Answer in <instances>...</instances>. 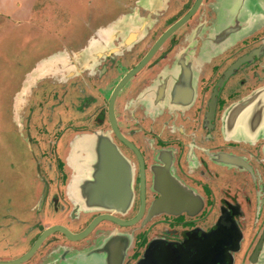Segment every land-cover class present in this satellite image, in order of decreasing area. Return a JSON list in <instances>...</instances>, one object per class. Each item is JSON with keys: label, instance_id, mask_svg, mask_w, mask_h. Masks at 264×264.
<instances>
[{"label": "flooded vegetation", "instance_id": "1", "mask_svg": "<svg viewBox=\"0 0 264 264\" xmlns=\"http://www.w3.org/2000/svg\"><path fill=\"white\" fill-rule=\"evenodd\" d=\"M97 1L111 10L109 18L120 14L124 21L107 37H94L89 54L88 43L79 59L66 60L68 69L80 71L64 87L69 103L83 111L82 126L55 144L61 150L68 144L69 152L53 154L55 175L46 174L50 198L41 213L47 224L26 251L0 254V261L22 256L48 226L80 233L109 214L113 219H102L81 239L52 233L19 264H113L116 254L120 264H264V127L254 116L263 108L257 110L258 100L240 105L264 89V23L258 30L252 19L244 25L237 0ZM246 1L247 12H264V0ZM245 26L252 33L238 37ZM163 35L148 62L117 91L114 129V89ZM105 143L126 164L117 161L129 192L124 210L96 192ZM87 151L92 156L85 160ZM40 156L29 155L28 173L22 171L29 202L38 181L32 163ZM113 159L101 189L119 176ZM23 231L16 229L14 238L21 240Z\"/></svg>", "mask_w": 264, "mask_h": 264}, {"label": "rangeland", "instance_id": "2", "mask_svg": "<svg viewBox=\"0 0 264 264\" xmlns=\"http://www.w3.org/2000/svg\"><path fill=\"white\" fill-rule=\"evenodd\" d=\"M87 1L0 0V210L4 213L6 206L12 209L11 213L15 212L21 216V210L24 212L29 202L30 194L27 187L29 181L28 179L23 181L22 171L24 175L28 173L30 167L26 165L27 158L29 159L33 150L25 139L27 137L30 140L33 137V142H38L35 134L33 132L30 134L28 126H24L28 120L33 119L28 117L26 111L22 113L25 123L20 122L16 96L25 95L24 87L30 76L36 77L32 89L27 91H31V95L34 97L36 95L41 100L42 103H35L38 112L40 106L46 103L48 94V90L43 89L48 88L50 85L48 81L53 79L45 78L39 81V78L49 73L35 74L40 69L37 68L38 64L42 67L46 63V56L53 50L65 48V44L71 47L80 46L89 40L90 34L91 36L96 32L98 34L100 30H94L93 21L99 22L103 19L107 23L111 13L110 9H106L107 5L99 1L95 5H89L86 4ZM67 2L73 23L69 21L71 24L67 25L64 21L61 25V20H57L56 14L63 12ZM37 85H41L43 89ZM43 108L40 111L44 110ZM32 115L35 113L32 112ZM37 116L36 122L43 121V115ZM37 126L40 128L43 125ZM40 132L43 133V130ZM38 147L39 145L36 148ZM53 152L56 153L55 150ZM54 164L57 162L54 161ZM31 169L33 171V168ZM11 219L8 220L9 223ZM29 228L30 226L23 225L24 231L20 234H24ZM12 229L15 234L16 229ZM6 237L0 239V254L17 252L18 249L15 248L2 250L3 247H8L7 244L11 241L9 238L6 240Z\"/></svg>", "mask_w": 264, "mask_h": 264}, {"label": "crops", "instance_id": "3", "mask_svg": "<svg viewBox=\"0 0 264 264\" xmlns=\"http://www.w3.org/2000/svg\"><path fill=\"white\" fill-rule=\"evenodd\" d=\"M237 1L238 4L241 6L240 9L241 11L238 12L242 14L241 17L243 20V24L247 25V23L252 19L256 25V29L257 30L260 29L262 27V24L264 23V12L262 11V9H260L256 13H249L246 10L247 1L246 0H237ZM86 3H88V1ZM95 4H96L95 0H92V2L90 3V5H95ZM68 5L69 4L67 2L65 8L63 9V12L56 14L57 20H61L60 22L61 25L64 21L65 23H67V25L69 24V21L73 23L70 16L71 13L70 7ZM244 5H245V10L243 7ZM234 19L240 20V17H238L237 14H235ZM123 21H124V17H122V15L120 14L116 15L115 17L108 18L107 23H105L104 20L101 19L99 22L95 23V27H94V30L96 31L100 30L99 33L97 34L96 32L93 36H91L90 34L89 36L90 38L88 37L89 41L77 47H71L69 46V44H65V48L60 47L49 53L45 59L46 63L42 67H40V65L38 64L37 68L40 69L35 74H37L38 72L49 73L47 76L39 78V81H43V79L45 78H53L52 81H48L50 83L48 88L43 89L41 88L42 87L41 85H37L38 88H41L45 91L48 90L47 91L48 94L45 100L46 103H43V106H40L41 108L44 107L43 108L44 110L40 111L41 108H39L38 112H36L35 103L37 102L39 104L42 102L41 100H39V98L36 97V95L35 97L31 95L30 93L31 91H27V89L29 90L32 89V85L34 84L33 82L36 81L37 79L36 77L33 78V76H30V80H28L27 84L24 87L25 95L16 96V98L18 99L16 104V108L18 109L17 115L18 117L20 116L19 117L20 122L21 124L25 123V119H23L22 113L26 111L28 117H32L33 119H31L30 121L28 120L24 124V126L25 125L28 126L29 133L33 132L35 134L36 136L35 139L38 142H33L34 141L33 137H31L30 140L26 137L25 140L29 142L33 150L32 154H36V155L41 154L42 156L38 158L36 157V161L32 163L34 176L38 181L36 182V189H34L33 200L26 204V208L23 212L24 216L16 215L15 212L11 213L12 209L7 208L6 206H5L6 208L5 213L0 210V234L2 233L4 236H7L6 240L7 238L11 240L7 244L8 247H6L5 249H13V248L18 249L17 252L13 251V253H8V255L7 253L3 252L2 255H4L6 258L14 257L20 254L22 251H26L29 247V244L32 242L31 236L37 233V231L40 229L39 228L40 225H42L41 227H43V225L47 224L48 220L44 217L43 215L44 213H41V211L43 210V208H45V206L49 202V199H47V197L49 196L50 198V194H48V196L47 194H44L45 182L50 175L53 174L55 175V164H54L55 156L53 155L55 153L53 151L55 150L56 155L61 157L63 155L67 156L69 152L68 144L67 146H65V150L60 149L62 146L61 144L57 146H55V144H57L58 142L61 143L65 141V139L71 138L72 136H74V133H76L75 130L77 129L76 131H78V128L82 126L81 121L83 120L80 119L79 116L81 117L83 111L81 112L79 108H77V106L75 107L74 104L69 103L70 102L69 97L71 93H69L68 91L66 92L65 91L66 88L64 87L67 81L78 80L80 71L78 69L75 70L74 67L71 66L70 67L72 70L70 68L68 69L66 67L68 65L66 60L69 57L78 58L79 52L81 51L82 53L84 51L83 49L88 47L86 45L88 43H89L88 45H90V42L94 41L95 39L94 37H98V36H100L101 38L107 37L108 35H110L111 31L114 28H116L119 24H122ZM102 22H104L103 25ZM245 27L246 29H244L243 34H240L239 32L238 37L244 35L247 36V34L252 33L253 30H251V28H249L248 26ZM93 45L94 44H91L88 50L84 52V54H87V52L89 54L90 51H92L94 48ZM71 87L73 92L75 93L80 92L79 88L76 85ZM53 96L55 97L52 98ZM32 112H34L35 115H32ZM37 115L44 116V117L42 116L43 121H41L40 123L36 122L38 117ZM39 124H42L43 126L39 128L37 126ZM71 125H73V127ZM74 126L76 127V129ZM41 130H43V133L40 132ZM59 130L63 132H61L59 135H55L54 132ZM238 130H240V128L236 129V131ZM37 145H39L38 148H36ZM41 145L44 146V148H42ZM39 164H40V168L38 167ZM48 171H50L49 176L46 175ZM41 178L42 180L40 183ZM9 219H11L10 223L8 222ZM23 225H28L30 226V228L26 230L22 239L18 240L13 237L14 233L12 228L23 229ZM18 241H21V244L23 243L19 247L15 246L17 245V243H19Z\"/></svg>", "mask_w": 264, "mask_h": 264}, {"label": "water", "instance_id": "4", "mask_svg": "<svg viewBox=\"0 0 264 264\" xmlns=\"http://www.w3.org/2000/svg\"><path fill=\"white\" fill-rule=\"evenodd\" d=\"M165 36H161L157 42L153 45V47L151 48V50L147 53V55L140 61V63L135 66L133 69H131L130 71H128L123 77L122 79L119 81V83L117 84L116 88L114 89L113 93H112V97L110 99V103H109V118L110 121L112 122L113 126L115 127L114 129L117 130L116 128V116H115V111H114V100L116 98L117 95V91L121 89V87L137 72L139 71L147 62L148 60L152 57V55L156 52V50L159 48V46L162 44V42L164 41ZM259 98V99H258ZM250 99V98H249ZM247 99L244 102H242V104H240L241 106H253L257 104V100L259 103V105L257 106V110L259 109V107H262V112L260 114L254 115L256 116V120L257 122L264 127V89L260 90L259 92H257L254 96V98L252 99ZM253 116V115H252ZM262 116V117H261ZM254 119V117L252 118ZM256 120H254L253 122H256ZM262 123V124H261ZM262 128V127H260ZM236 131V129H235ZM118 132V131H117ZM121 139H124L120 134H119ZM125 140V139H124ZM102 152V159L104 161V166L102 167V170L100 171V173L98 174L97 178L98 181L96 182V184H98L100 186V189L97 190L96 192L99 193L102 192L103 194H106L108 199L114 198L116 199V204L118 209L124 210L126 207V204L128 203L129 200V192H128V188L126 186L125 183V178L123 177L122 173H120V166L118 164L117 161H120V164H125V162L123 161L120 153L117 151V149L115 148V146L113 144H104L103 148L101 150ZM109 158L113 159L116 166L112 167V171H115V174L119 173V176H116L115 180H110L109 184H108V189L105 190V188L101 189L102 185H103V179L106 178L108 175L107 172L105 171L106 167V163L109 160ZM116 158V159H115ZM126 165V164H125ZM127 167V166H126ZM118 171V173H117ZM97 185V186H98ZM105 218H111L113 219V215H101L96 217L91 223L90 225L84 229L82 232L80 233H73L71 232L66 226L64 225H51L46 227L45 229H43V231L41 232V234L39 235V237L37 238V240L34 242V244L30 247V249L24 253L22 256L17 257L15 259H10V260H6V261H0V264H19L22 263L24 261H26L27 259H29L36 251L37 249L41 246L42 242L52 233L56 232V231H62L64 232L66 235H68V237L70 239H81L84 236H86L94 227L95 225L101 221L102 219ZM127 222V221H126ZM127 223H134L133 221L127 222ZM89 255V254H87ZM117 257V258H116ZM113 264H120V260L121 257L119 254L114 255L113 257ZM116 258V259H115ZM115 259V260H114Z\"/></svg>", "mask_w": 264, "mask_h": 264}, {"label": "bare ground", "instance_id": "5", "mask_svg": "<svg viewBox=\"0 0 264 264\" xmlns=\"http://www.w3.org/2000/svg\"><path fill=\"white\" fill-rule=\"evenodd\" d=\"M91 156H92V155H91L90 151H87V156L85 157V160H86V159H90Z\"/></svg>", "mask_w": 264, "mask_h": 264}]
</instances>
